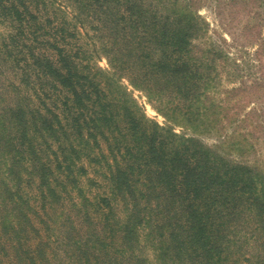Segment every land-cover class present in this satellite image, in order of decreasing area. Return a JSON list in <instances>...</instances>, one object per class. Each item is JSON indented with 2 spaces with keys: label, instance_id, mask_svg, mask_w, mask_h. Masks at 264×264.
I'll use <instances>...</instances> for the list:
<instances>
[{
  "label": "trees",
  "instance_id": "trees-1",
  "mask_svg": "<svg viewBox=\"0 0 264 264\" xmlns=\"http://www.w3.org/2000/svg\"><path fill=\"white\" fill-rule=\"evenodd\" d=\"M49 1L0 0V21L11 26L0 44V250L9 254L5 235L18 252L28 232L42 236L35 214L50 232L71 221L72 186L83 202H72L70 229L47 235L35 253L45 255V245L56 258L61 246L83 264H150L153 245L165 264H233L232 224L254 219L264 235V165L232 155L254 147L239 133L224 151L228 131L214 148L177 140L122 83L144 90L174 122L225 128L229 108L211 89L219 90L229 54L206 39L209 22L192 0ZM103 55L109 68L96 62ZM86 159L107 166L99 172L109 189L95 201L80 185ZM121 202L124 216L115 210ZM259 251L243 260L264 264V240ZM26 256L18 262L37 264Z\"/></svg>",
  "mask_w": 264,
  "mask_h": 264
},
{
  "label": "rangeland",
  "instance_id": "rangeland-1",
  "mask_svg": "<svg viewBox=\"0 0 264 264\" xmlns=\"http://www.w3.org/2000/svg\"><path fill=\"white\" fill-rule=\"evenodd\" d=\"M49 1V0H47ZM194 7H197L199 13L209 22V31L206 35V39L214 41L216 44H221L226 52L229 54L227 59V67L221 68V84L219 90L211 89V98L216 101H220L224 106L229 108V115L222 117L223 125L218 122L213 128H203L197 126H191L184 123L174 122L155 106L150 100L147 93L132 85L129 79L124 78L122 83L128 88L131 94L137 99L138 103L142 107L143 111L151 118H154L162 127H172V131L178 136L177 140L181 138H196L202 144L213 147L222 142V136L228 131V142L223 143L224 151L228 150L229 142L232 140H242L243 138L237 137L239 135L246 136V141L251 147H254L246 154L241 155L237 149L234 150L233 156L237 159H258L261 166L264 165V0H192ZM50 2V1H49ZM58 4V1H56ZM70 15L72 9L65 7ZM60 13V12H59ZM11 26L7 23L0 21V44L6 40ZM100 44V43H99ZM200 50V49H198ZM235 61V63H233ZM96 62L103 68H109V60L106 55L96 59ZM219 63L223 64L224 59H219ZM239 64V66L237 65ZM237 66V70L234 72V68ZM240 74H239V73ZM234 73V74H232ZM3 82L2 80H0ZM238 88V89H237ZM0 89H3V84H0ZM222 109V108H221ZM223 110V109H222ZM227 112V109H224ZM250 111L248 117L245 120H237V117L242 119L246 113ZM232 116H236L233 119V123L229 124ZM213 125V124H212ZM104 149V150H103ZM103 151L107 152V146L103 144ZM234 149V148H233ZM100 151V150H99ZM238 155V156H237ZM88 172H84L80 176V185L84 188L83 196L87 195L93 201H95L96 194L99 192L108 191L110 181L107 179L102 171H107V166H101L99 164L91 163L89 159L82 161ZM99 170H102L99 172ZM105 172V173H106ZM95 178L97 185H91L89 178ZM69 194L71 200L68 202L67 211L71 217L74 218L78 212H76L75 206H72L73 201L81 202V194L76 187H69ZM86 192L87 194H85ZM83 202V201H82ZM82 202L80 207H82ZM90 202H88L87 206ZM124 204L122 202L116 205L115 210L118 216H124ZM92 205H89V208ZM85 209V208H84ZM59 210V208H58ZM223 210L227 212V207L224 206ZM67 216V215H66ZM67 221L65 223H56L53 231L47 230L39 221L38 215H33V219H36V227L39 226L42 231V236L34 233V231L28 232L27 239L22 243L19 251L16 248L10 246L12 239L9 235H5L3 240H9L8 244H5V251L9 254H5L4 249L0 250V264H20L17 260L19 253L33 256L37 260V264H54L53 260L60 259L63 261L72 259L74 264H83L82 259L77 257H68V254H64L63 247H56L59 257H53L54 253L52 247H46L42 245L41 248L46 253H35L34 249L38 248L42 240H47V235H52L54 238H59L64 234V229H70V224L73 223ZM242 222V221H241ZM254 219H249L248 222H243L241 228L236 229L232 224L233 230L238 231V235L235 231L230 235L234 241H232L227 249L230 251L229 258L230 263L233 264H250L251 260L244 261V257H252L255 260L256 255L259 256L260 243L264 240V235L254 230ZM64 228V229H62ZM259 234L263 237L261 240L256 239ZM11 240V241H10ZM28 248V252H23L24 248ZM145 252L147 253L150 264H165L162 260H158L156 257V251L153 245H147ZM43 256H45L43 258ZM19 257V256H18ZM49 258V259H46ZM51 258V259H50ZM52 261V262H50ZM56 261V260H55ZM49 262V263H48ZM21 264H31L27 261H23Z\"/></svg>",
  "mask_w": 264,
  "mask_h": 264
}]
</instances>
